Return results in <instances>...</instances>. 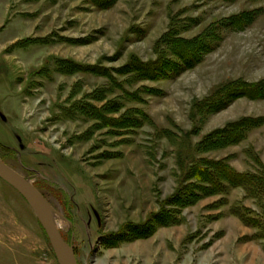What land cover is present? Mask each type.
Masks as SVG:
<instances>
[{
	"label": "rangeland",
	"instance_id": "obj_1",
	"mask_svg": "<svg viewBox=\"0 0 264 264\" xmlns=\"http://www.w3.org/2000/svg\"><path fill=\"white\" fill-rule=\"evenodd\" d=\"M0 159L77 264H264V184L192 171L264 181V0H0ZM0 264H58L1 179Z\"/></svg>",
	"mask_w": 264,
	"mask_h": 264
},
{
	"label": "water",
	"instance_id": "obj_2",
	"mask_svg": "<svg viewBox=\"0 0 264 264\" xmlns=\"http://www.w3.org/2000/svg\"><path fill=\"white\" fill-rule=\"evenodd\" d=\"M0 179L14 188L26 201L45 231L58 264H77L73 245L61 236L53 219L55 210L24 176L0 159Z\"/></svg>",
	"mask_w": 264,
	"mask_h": 264
},
{
	"label": "trees",
	"instance_id": "obj_3",
	"mask_svg": "<svg viewBox=\"0 0 264 264\" xmlns=\"http://www.w3.org/2000/svg\"><path fill=\"white\" fill-rule=\"evenodd\" d=\"M93 1L97 5L111 4L112 2H114V0H93ZM183 48L185 47L183 46ZM185 58L182 57V59L184 60L188 59L189 57H187L186 59ZM191 61L193 62L194 60L191 59ZM187 62H190V61H187ZM185 66H188V65L186 64ZM194 169L195 170H192V171H193V175L195 176V178L199 180H204L205 182H208L210 184L211 182H213L215 183L214 185H218V186L220 183L218 180L224 181L229 185H236V186H243V187H245L246 185H250L254 182H258L259 185L264 184V181L257 180L248 173H240L237 171H232L230 169H227L224 166H222L221 168L212 166L211 171H206L203 174H201L202 172H199L198 170H196V168ZM220 187L221 186H219V188Z\"/></svg>",
	"mask_w": 264,
	"mask_h": 264
},
{
	"label": "bare ground",
	"instance_id": "obj_4",
	"mask_svg": "<svg viewBox=\"0 0 264 264\" xmlns=\"http://www.w3.org/2000/svg\"><path fill=\"white\" fill-rule=\"evenodd\" d=\"M57 227V226H56Z\"/></svg>",
	"mask_w": 264,
	"mask_h": 264
}]
</instances>
